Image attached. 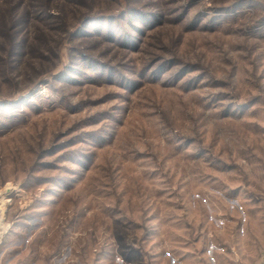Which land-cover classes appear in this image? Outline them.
<instances>
[{"label":"rangeland","instance_id":"1","mask_svg":"<svg viewBox=\"0 0 264 264\" xmlns=\"http://www.w3.org/2000/svg\"><path fill=\"white\" fill-rule=\"evenodd\" d=\"M233 1L0 0L3 264H179L196 237L256 264L264 2Z\"/></svg>","mask_w":264,"mask_h":264},{"label":"crops","instance_id":"2","mask_svg":"<svg viewBox=\"0 0 264 264\" xmlns=\"http://www.w3.org/2000/svg\"><path fill=\"white\" fill-rule=\"evenodd\" d=\"M211 235L208 234V236ZM192 240H185L183 243H180L178 251L172 250L175 252V256L179 257V264H250L244 249H235V247H231L230 245L228 247L223 246L218 244V241L215 242L213 238L211 239L213 242L209 244L207 243L210 240L205 241L203 239L200 241L198 237ZM250 243L253 244V242L247 241L248 245ZM198 245L200 246L198 247ZM252 247V252H254V255H257L252 261H256V264H264L263 249L256 247V245ZM7 258L5 255H1L0 264H3ZM173 261H177V259L173 257Z\"/></svg>","mask_w":264,"mask_h":264},{"label":"trees","instance_id":"3","mask_svg":"<svg viewBox=\"0 0 264 264\" xmlns=\"http://www.w3.org/2000/svg\"><path fill=\"white\" fill-rule=\"evenodd\" d=\"M254 0H234L233 2H231L230 4H228V5H226V6H223V7H219V8H217L216 10L217 11H219V12H222V13H230V12H233V11H236V10H239V9H244V10H247V9H252V8H254L256 5L254 4V2H253ZM253 2V3H252ZM33 8V10H41V15H43V13H44V15L48 12V7H46V6H44V7H32ZM247 8V9H246ZM130 8H128V9H123L122 11H119V12H122V13H116V14H113V15H111V17H105V18H111V19H113V20H118V22H120V21H122V20H124L127 24H129V25H131V26H133L134 27V24H133V22H132V20H130V19H133L132 18V16L133 15H131L130 13H129V10ZM250 9V10H251ZM129 10V11H128ZM128 14H130V15H128ZM142 15H144V14H142ZM147 15V14H146ZM153 17H155V18H158V16H156V15H153ZM26 18H27V16H26ZM46 18H50V16H46ZM217 18H219V17H217ZM216 17H214V19H217ZM225 18V17H224ZM134 19L135 20H137L139 23H142V18L141 17H139L138 15L137 16H134ZM158 20V19H157ZM159 22V21H158ZM157 22V23H158ZM263 22V21H262ZM156 23V24H157ZM12 28H13V30H14V26L12 25ZM135 28V27H134ZM0 29L3 31L4 30V23H3V21H0ZM135 31L137 32V33H141L140 32V29H138V27H137V29H135ZM78 33V31L77 32H75V35ZM8 34L9 33H7V34H5V36L8 38ZM120 36V35H119ZM124 37H125V39H126V41H128L129 43H132L133 41L131 40V36H129L128 34H125V35H123ZM106 38H108L107 39V41H109V42H111V43H113L114 45H115V42H114V38H113V36L111 37V35H108ZM17 40H16V38H14V37H12L11 39H10V45H9V57H13L14 56V54L16 53V44H17V42H16ZM1 44V43H0ZM116 44H120L121 46H123V47H127L126 45H129V44H126V45H123V44H121L120 42H116ZM28 46H29V50H30V44H28ZM130 47H132V45L130 44ZM60 52V46L58 47V50H57V54ZM69 54H71V53H69ZM59 56H61L60 54H58ZM43 58H46L47 59V57H44L43 55H41ZM75 59H71V61L73 62ZM82 64V63H81ZM166 64H168V63H166ZM65 66H67V68H70V66H68V65H65L64 64V67ZM84 68H86L87 70L88 69H92V67H88V65H84L83 66ZM167 67H169V65H164V68L166 69ZM94 70H96V69H94ZM145 70H148L147 69V67H145ZM80 75H81V77L82 78H84L85 80H87V81H91L92 80V78L90 79V76L89 75H86V73H84V71L82 72V71H80ZM101 77H103V75H101ZM104 78V77H103ZM101 81H104V82H109L110 81V78L108 79V80H103L102 78H101ZM124 81H128L127 79L126 80H124ZM122 82V83H119L120 85H122L123 87H125V88H130L131 87V89L130 90H132L134 87H135V85H136V81H134V80H130V81H128V82H130L131 83V85L130 86H125L124 85V83L125 82ZM138 83V82H137ZM33 89L32 88H30V89H28L26 92H28V91H32ZM20 101V100H19ZM19 101H14L13 99H10V100H6V99H4V100H1L0 99V113L1 114H5V113H2V112H8L9 110H12V107L13 106H15V105H19ZM7 110V111H6ZM4 118H5V115H4Z\"/></svg>","mask_w":264,"mask_h":264},{"label":"bare ground","instance_id":"4","mask_svg":"<svg viewBox=\"0 0 264 264\" xmlns=\"http://www.w3.org/2000/svg\"><path fill=\"white\" fill-rule=\"evenodd\" d=\"M4 219H3V215L2 214H0V240H1V238H2V235L5 233V227L7 228L8 227V225L7 224H5L4 222Z\"/></svg>","mask_w":264,"mask_h":264},{"label":"built area","instance_id":"5","mask_svg":"<svg viewBox=\"0 0 264 264\" xmlns=\"http://www.w3.org/2000/svg\"><path fill=\"white\" fill-rule=\"evenodd\" d=\"M263 2H264V0H263Z\"/></svg>","mask_w":264,"mask_h":264}]
</instances>
